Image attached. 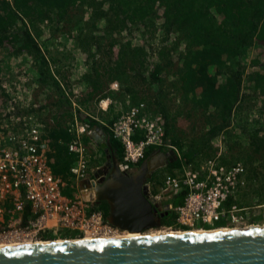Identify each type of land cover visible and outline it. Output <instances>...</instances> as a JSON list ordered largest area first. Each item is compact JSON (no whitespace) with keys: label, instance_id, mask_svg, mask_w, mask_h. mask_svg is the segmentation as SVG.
<instances>
[{"label":"trees","instance_id":"obj_1","mask_svg":"<svg viewBox=\"0 0 264 264\" xmlns=\"http://www.w3.org/2000/svg\"><path fill=\"white\" fill-rule=\"evenodd\" d=\"M76 5L90 10L92 18L88 26L91 28L89 33L84 38L79 37L87 61L90 62L91 69L85 74L91 84L89 97L102 88L103 74L108 73L109 79L128 77L127 69L133 70V75L139 76L161 92L168 66L179 59L178 77L175 76L178 87L194 100L195 106L221 109L222 121L211 126L208 135L210 141L233 122L231 117L235 108H244L250 98L264 99V0H0V46L10 45L14 51L36 52L40 55L42 65L49 66L50 61L42 53L39 41L43 35L41 24L45 21H63ZM103 21L104 32H97L96 28L100 27L98 24ZM141 29L164 34L157 61L152 67L146 42L134 40ZM117 32L121 33L120 37ZM174 40L177 46L180 44L178 41L185 42L177 58L170 44ZM253 45H256L257 52L246 72L249 63L243 59ZM101 67H104L103 73ZM50 76L63 92L60 79L51 73ZM41 79L48 80L44 76ZM126 89L134 98L140 97L137 88L130 82L126 84ZM0 94L3 97L9 95L1 79ZM62 98H65L64 93ZM63 113L64 110H58L55 116L63 117ZM78 113L81 121L91 126L100 124L93 114L82 110H78ZM167 121L164 122L166 137L174 130L170 129ZM239 126L248 125L239 122ZM70 127L60 121L46 125L52 146L50 164L56 174L65 178L71 176L70 168L77 161L76 153L69 149V142L74 136ZM103 128L110 137L118 159L122 160L123 142L113 135L110 128L105 125ZM262 130L264 125L256 127L249 135L251 144L257 148L264 146V135L258 137ZM83 136L85 141L92 137L89 134ZM134 137L139 139L141 133H135ZM171 140L180 148L182 157L169 162L167 172L180 169L183 163L199 161L195 159L198 152L185 150L184 140L176 135ZM155 149L156 146L147 148L139 166ZM211 154L208 151L206 155ZM223 159L226 162L224 156ZM156 173L153 172L148 180L158 183V186L153 184V193L158 192L165 177V174L158 177ZM65 191L72 194L74 189L67 187ZM186 191L185 187L176 191L173 202L180 203ZM238 195H232L227 203L236 202L241 205L239 198H236ZM98 207L109 214L110 206L106 200L100 201ZM162 212L163 225L174 224L176 228L187 230V226L177 224L174 208H164ZM28 214L27 210L25 216Z\"/></svg>","mask_w":264,"mask_h":264},{"label":"rangeland","instance_id":"obj_2","mask_svg":"<svg viewBox=\"0 0 264 264\" xmlns=\"http://www.w3.org/2000/svg\"><path fill=\"white\" fill-rule=\"evenodd\" d=\"M70 12V15L61 22L53 20L41 24L43 25V35L39 38V41L42 53L50 61L49 66L42 65L40 55L36 52L27 53L18 49V51H14L10 45L0 46V79L9 92L7 97L0 94L1 123L7 117L6 112H8L11 104L19 112L35 113L41 122H44L47 126L57 121L65 126H71L75 116L80 119L78 110H82L87 114L88 112L93 114L94 118L99 120L100 124H95L90 128L101 127L105 134L103 138L105 140L108 134L103 126L110 128L113 133L115 122L126 117L134 105L143 101L145 105L142 114L157 118L163 124L165 131L166 124L164 122L167 119V123H170V129H174L167 135V140L172 142L171 137L173 135L180 137L182 141H185V150L190 149V151L198 152L195 159H204L208 151L215 154V152L221 150L226 162L231 163L234 160H241L245 163L248 183L245 188L239 191L236 198H239L241 205L247 206L246 217L240 223L242 226L237 227L263 225L264 146L257 148L256 145H252L249 136L256 127L264 125L262 123L264 121L263 97L250 98L244 108H235L231 117L233 122L216 135L212 141L208 139V135L211 126L222 121L221 109L219 110L214 106L207 108L195 106L193 104L194 100L186 96L183 90L178 87L176 81L178 74L176 75V73L180 65L179 59L168 66L166 80L161 92L156 87L149 85L148 82L143 81L139 76L133 75V70L127 69L128 77L109 79L108 73L103 74L101 76L104 82L102 88L92 97H89L91 84L85 74L91 69L90 62L87 61V55L82 48L79 37L84 38L89 33L91 28L88 26H90L92 18H90V10L81 5H76ZM98 25L100 27H97L96 31L103 33L105 21ZM120 34L117 32L118 37L121 36ZM163 36L164 34L160 31L149 32L141 29L134 37L135 42H146L151 67L157 61L158 50L164 40ZM174 37L176 38V35ZM178 43H180L179 46H177L175 40L170 42L174 47L172 52L175 53V58L185 46L184 41H178ZM117 49L118 47H116V51ZM256 52V45H253L248 54L245 55L243 61L249 63L246 72L251 67V60ZM100 69L103 73L104 67ZM50 73L60 79L63 92L53 83ZM43 76L47 77L49 81L42 80ZM128 82L137 88L140 97L134 98L131 92L126 89ZM63 93L65 98H62ZM143 94L146 97H141ZM58 110H64L63 117L57 118L55 116ZM239 122L248 126L241 127ZM89 135L92 137L86 142L90 150V174L99 171L98 168L102 167V171L108 168L106 178L111 168L110 149L103 147L92 133ZM263 135L264 130L259 133L258 137ZM100 146L104 151L101 150ZM167 170V164H162L156 167L153 172H157L156 174L159 177V175L164 176ZM66 179L69 182L75 181L76 186L72 187L70 185L69 187L74 189L73 193H76L78 182L72 176ZM148 180L151 189L154 185L158 186V183L155 184L153 180ZM158 189L160 190L159 187ZM68 191L72 192L71 190ZM169 225L172 228L166 227ZM169 225L146 228L143 230V234L167 230L189 231V228L183 230L182 228H176L174 224ZM217 228L223 227L195 229L214 230ZM74 233L70 230L67 233L57 235L56 238L72 239V237H77Z\"/></svg>","mask_w":264,"mask_h":264},{"label":"built area","instance_id":"obj_3","mask_svg":"<svg viewBox=\"0 0 264 264\" xmlns=\"http://www.w3.org/2000/svg\"><path fill=\"white\" fill-rule=\"evenodd\" d=\"M144 105L143 101L134 105L113 127V135L124 144L119 164L128 173L137 170L149 146L164 151L169 162L182 157L180 148L167 140L163 124L142 114ZM8 112L0 124V237L52 240L70 230L77 237H102L126 230L98 207L95 186L104 181L108 168L90 174V150L83 136L93 133L95 127L77 116L71 122L74 136L69 149L76 153L77 161L70 173L76 182L83 181L82 191L71 196L65 192L70 182L50 164L52 146L46 124L35 113L19 112L12 104ZM137 132L141 133L139 139L134 137ZM222 158L219 150L167 172L157 193L147 182L146 190L155 198L159 212L174 208L177 224L188 228L240 225L247 206L227 202L247 186V166L241 160L226 163ZM183 187L187 189L183 200L175 204L173 196Z\"/></svg>","mask_w":264,"mask_h":264},{"label":"water","instance_id":"obj_4","mask_svg":"<svg viewBox=\"0 0 264 264\" xmlns=\"http://www.w3.org/2000/svg\"><path fill=\"white\" fill-rule=\"evenodd\" d=\"M93 136L111 151L110 171L96 186L97 201L110 206L109 219L123 229L161 226L155 198L146 190L154 169L168 163L156 149L134 172H125L110 137ZM0 245V264H264V224L241 229L178 232L91 240Z\"/></svg>","mask_w":264,"mask_h":264},{"label":"bare ground","instance_id":"obj_5","mask_svg":"<svg viewBox=\"0 0 264 264\" xmlns=\"http://www.w3.org/2000/svg\"><path fill=\"white\" fill-rule=\"evenodd\" d=\"M96 130H100V128L96 127ZM96 186H95V189H96ZM226 226H228V227H226ZM237 226H242V225H235V227L229 226V225H224V226H221L223 228H217V229H214V230H204V229L190 228V229H188L189 231H181V230H178V231H168V230L167 231H155V232H152V233L151 232L150 233H145L144 235L169 234V233H178V232L221 231V230H231V229H241L242 228V227H237ZM196 228H204V227H196ZM213 228H215V227H213ZM138 235H143V231L126 229L123 232H117V233H114L113 235H108L107 234V235H103L102 237H93L92 235H87L85 237H75V238L72 237V239H64V238L59 237V238H56L54 240H57V241L78 240L77 238H80V239H83V240H91L93 238H118V237H129V236H138ZM46 241L49 242L48 240H46ZM46 241L45 240H41V239H31V238H5L4 237V238H0V245L41 243V242H46Z\"/></svg>","mask_w":264,"mask_h":264},{"label":"crops","instance_id":"obj_6","mask_svg":"<svg viewBox=\"0 0 264 264\" xmlns=\"http://www.w3.org/2000/svg\"><path fill=\"white\" fill-rule=\"evenodd\" d=\"M96 128V127H95ZM100 128V127H99ZM100 134H102V129L100 128V130H97ZM84 135H86V133L84 134ZM119 139V138H118ZM107 148V147H106ZM109 149V148H108ZM155 151V150H154ZM154 151H152V153L154 152ZM111 152V151H110ZM212 155V154H211ZM223 159V158H222ZM224 160V159H223ZM227 163V162H226ZM184 164L185 163H183V165H182V167L181 168H183V166H184ZM180 168V169H181ZM176 170H180L179 168H175ZM174 169V170H175ZM70 185L73 187L74 185H75V181H72V182H70ZM76 186V185H75ZM74 186V187H75ZM82 186H83V181L82 180H79L78 181V186H77V192H80V191H82ZM69 187V186H68ZM68 194V193H67ZM68 195H71V196H73L74 195V193H72V194H68Z\"/></svg>","mask_w":264,"mask_h":264}]
</instances>
